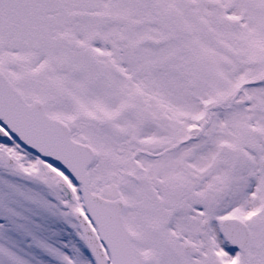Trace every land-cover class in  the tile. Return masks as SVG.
Instances as JSON below:
<instances>
[{
    "label": "snow or ice",
    "instance_id": "6c2138e0",
    "mask_svg": "<svg viewBox=\"0 0 264 264\" xmlns=\"http://www.w3.org/2000/svg\"><path fill=\"white\" fill-rule=\"evenodd\" d=\"M0 264H264V0H0Z\"/></svg>",
    "mask_w": 264,
    "mask_h": 264
}]
</instances>
